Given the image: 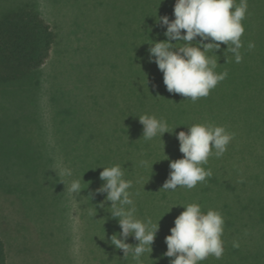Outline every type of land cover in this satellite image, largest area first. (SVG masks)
I'll return each mask as SVG.
<instances>
[{
  "label": "rangeland",
  "instance_id": "1",
  "mask_svg": "<svg viewBox=\"0 0 264 264\" xmlns=\"http://www.w3.org/2000/svg\"><path fill=\"white\" fill-rule=\"evenodd\" d=\"M22 2L30 0H0V10ZM34 2L55 43L41 74L0 87V193L22 199L17 212L32 224L25 244L10 242L9 264H137L111 244L121 228L106 193L97 191L102 167L117 164L132 181L137 219L159 223L142 264H171L165 237L182 206L192 203L224 219L223 255L201 264H264V0H247L241 62L225 52L227 45L215 53V72L227 75L207 97L194 103L168 92L158 104L150 93L161 71L150 62L149 48L167 39L158 18L174 20L175 0ZM145 114L165 120L170 133L143 139L138 117ZM194 124L222 126L233 138L222 156L210 155L202 165L212 172L206 183L163 190L170 162L183 158L177 134ZM64 169L71 175H61ZM74 180L79 194L70 190ZM10 207L0 197V213L8 217ZM12 217L0 219L4 229L14 225ZM125 242L138 244L131 236Z\"/></svg>",
  "mask_w": 264,
  "mask_h": 264
},
{
  "label": "clouds",
  "instance_id": "2",
  "mask_svg": "<svg viewBox=\"0 0 264 264\" xmlns=\"http://www.w3.org/2000/svg\"><path fill=\"white\" fill-rule=\"evenodd\" d=\"M246 13L247 0H240L239 5L235 0H175L174 20L170 21L167 16L158 18V23L166 27L164 35L167 39L152 41L149 48L150 62H154L163 73V83L169 93L180 94L194 103L207 97L227 75L226 72H215L219 64L214 57H218L215 53L222 44L227 45L225 52L232 53L235 62H241L239 49ZM210 50L213 56L207 54ZM138 118L143 125L142 138L145 140L158 135L162 139L165 133H170L163 119L147 114ZM232 138L233 134L224 127L211 124H194L188 127L187 133L180 131L177 139L183 158L170 162L171 171L162 189L175 191L178 186L192 189L211 177V170L206 171L202 165L207 163L210 155L222 156ZM146 163L141 161V165ZM102 168L100 179L104 183L97 191L106 193L105 202H111L110 214L118 219L121 228L119 235L111 237V244L122 250L124 257L130 253L137 264H142L144 253L152 252L159 223L152 226L151 220L137 219L129 192L132 181L124 178L120 165ZM61 175L70 176L71 171L64 169ZM70 190L79 194L82 191L80 181H72ZM182 207L185 210L175 219L171 234L165 237L167 251L164 256L174 257L171 264H201L209 256L219 259L224 252L221 213L211 209L204 213L197 203ZM130 236L138 241L136 246L125 242Z\"/></svg>",
  "mask_w": 264,
  "mask_h": 264
},
{
  "label": "trees",
  "instance_id": "3",
  "mask_svg": "<svg viewBox=\"0 0 264 264\" xmlns=\"http://www.w3.org/2000/svg\"><path fill=\"white\" fill-rule=\"evenodd\" d=\"M34 1L16 3L0 10V87L12 88L17 83H23L41 74V68L48 59L55 43L56 35L43 19L40 3ZM164 40L166 39L164 38ZM241 53L244 57L247 56L244 50H241ZM242 67L246 72L250 68L246 63ZM153 78V88L150 94H153L151 97L154 100L153 103L158 104L161 103L158 97L162 98V95L167 94L168 91L163 83L162 72L160 76L154 74ZM257 78L261 79L260 73L257 74ZM179 124L185 126L187 123L180 121ZM0 197L5 198L11 206V210H6L8 211V217L4 215V209H1L3 214L0 213V219L10 221V216H13L12 221L16 220L12 222L14 223L12 227L6 223V229L3 228L4 224L0 223V264H9L10 242L19 238L25 244L28 239L25 237L26 228L29 226L31 230L32 224L27 222L24 212L23 215L17 212L19 204H24L22 199L15 197L14 194L7 195L5 192L0 193ZM11 229L16 233L14 237ZM7 243H9V246ZM14 246L12 244V248ZM25 247L22 246V248ZM22 248H17L16 253H22ZM29 258L32 259V257ZM31 262L33 263V260L29 261L27 259L24 264H30Z\"/></svg>",
  "mask_w": 264,
  "mask_h": 264
}]
</instances>
